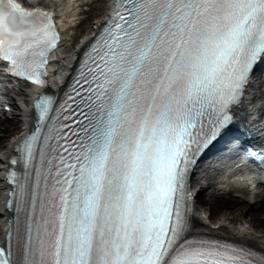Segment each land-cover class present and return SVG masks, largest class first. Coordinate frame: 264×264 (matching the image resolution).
I'll return each mask as SVG.
<instances>
[{"label": "snow or ice", "instance_id": "1", "mask_svg": "<svg viewBox=\"0 0 264 264\" xmlns=\"http://www.w3.org/2000/svg\"><path fill=\"white\" fill-rule=\"evenodd\" d=\"M51 16L0 0L9 73L46 83L58 39ZM100 37L74 155L60 143L53 98L36 101L25 170L21 179L11 172L25 220L20 248L14 259L0 246V264H264V251L195 231L189 186L195 157L235 123L264 60V0H120Z\"/></svg>", "mask_w": 264, "mask_h": 264}, {"label": "bare ground", "instance_id": "2", "mask_svg": "<svg viewBox=\"0 0 264 264\" xmlns=\"http://www.w3.org/2000/svg\"><path fill=\"white\" fill-rule=\"evenodd\" d=\"M45 1L49 3L53 8L57 9L58 12L63 16L62 17L63 18L62 26L64 28L63 45L65 46V48L72 44L73 42L72 38L76 36V34L73 35L69 31H70V27L73 26V24L75 23V20L77 19L78 15L80 13L81 14L87 13V17L85 18V20H90L95 14L101 11L104 7L99 3L95 4L94 1H87V3H89L91 7L89 9L86 8L84 9V11H82L81 7L84 3V0H45ZM69 11L71 13L67 14ZM100 19L101 18L96 20L94 22V25L97 26L98 21ZM84 38L85 37H83L82 40L78 42V45L74 48V50L70 52L63 51L62 54L56 55L54 57L53 59L54 67L52 68L53 72L51 76V83L53 87H58L61 84H63L67 73L72 69L76 56L78 54V50ZM262 85H264V81L262 82ZM1 87L3 88V86ZM8 88L9 87H6L5 89ZM30 90L34 91V89H30ZM8 104L11 105V113L13 114V116L17 114L16 112L17 109H21L22 114L19 118L11 117L12 120H15L11 130L14 131L19 127L20 130L17 132L16 135H14V137H12L9 140L7 144L1 147L2 152L0 154V175L4 173V170L8 166L7 158L13 151L14 143L16 139L21 135V132L24 129L28 128V125L31 123L30 119L32 117V113L30 109L27 108V103L18 102V100H15V98L12 97L10 98V103ZM242 111H243L242 114L244 116H248L250 119H252L253 115L255 114H259V113L264 114V88H260L259 86H252V88L245 97ZM261 119H264L263 115L261 116ZM196 183L198 185H202L203 181L201 179H197ZM240 183L241 184L245 183V181L244 180H241L240 182L236 181L233 183V185H237ZM4 184L5 183L2 181V179H0V191L2 190L1 193L3 192V190L5 192ZM3 193L0 194V241L3 240V234L6 232L8 227L7 223H4L6 219V213H5L6 209L2 204V201L4 199ZM239 193H244V192H239ZM236 203H237L235 205L236 207L231 217H223L216 222L212 221L213 219H215V216L208 214V212H205L204 209H202L199 206H196L193 215L196 226L201 229L226 233L233 237L242 238L243 240L254 243L264 249V232L257 230L256 226H254L255 224L254 223L252 224V221L259 219V212H258L259 210L253 207V205L247 207L242 202L236 201ZM261 204L263 205L264 202ZM242 207H244L245 209L243 210ZM239 219H244V220L242 222H237V220ZM247 222H249L251 225L247 226L246 225Z\"/></svg>", "mask_w": 264, "mask_h": 264}, {"label": "rangeland", "instance_id": "3", "mask_svg": "<svg viewBox=\"0 0 264 264\" xmlns=\"http://www.w3.org/2000/svg\"><path fill=\"white\" fill-rule=\"evenodd\" d=\"M96 3H99L100 5H103V9L101 11H99L97 14H95L92 19L90 20H85V18L87 17V13H82L80 15L81 20L79 22L76 23L75 26H72L70 28V33L76 36L74 38H72L73 44H71V46L66 47L67 48V52H70L72 50H74L75 45L79 42V40L81 38H83L84 35H87L90 33V31L92 30L91 28L94 26V22L95 20H97L100 16H103L107 10H108V3L109 0H93ZM91 6L90 4H84V9L87 8L89 9ZM23 90H21L23 96L27 97L26 88H28L27 86H23ZM14 95H16V93L14 92ZM18 100V102H21V99H16ZM17 112H19L20 110H16ZM11 117H16L19 118V115H14L11 113V111L7 112L5 115H0V148L2 146H4L5 144H7L9 142V140L14 137V135L17 134V132L20 130V127L17 128L16 130H11V128L13 127V123L15 120H12ZM2 191V190H1ZM0 191V194H2ZM230 198V199H228ZM220 197V198H216V199H210V201H200V203H197V206L201 207L202 209L205 210V212H208V214L215 216V219H213V222L218 221L220 218L223 217H231L233 214V211L235 209V205L237 204L235 200L236 197L235 196H230V197ZM244 203L247 207L253 205V207L257 208L259 211V219H256L254 221H252V224L254 223L257 228V230L264 232V204L256 206L254 204H250L246 201L242 202ZM208 206V208H207ZM242 209L244 210L245 208L242 207ZM237 210V208H236ZM261 217V218H260ZM244 219H239L237 220V222H242ZM247 226H250L251 224L249 222L246 223Z\"/></svg>", "mask_w": 264, "mask_h": 264}]
</instances>
